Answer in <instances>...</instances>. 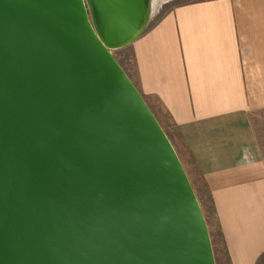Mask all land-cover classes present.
Returning <instances> with one entry per match:
<instances>
[{
    "label": "water",
    "instance_id": "95a60500",
    "mask_svg": "<svg viewBox=\"0 0 264 264\" xmlns=\"http://www.w3.org/2000/svg\"><path fill=\"white\" fill-rule=\"evenodd\" d=\"M153 0H0V264H216L202 206L113 51Z\"/></svg>",
    "mask_w": 264,
    "mask_h": 264
},
{
    "label": "crops",
    "instance_id": "0c3cea01",
    "mask_svg": "<svg viewBox=\"0 0 264 264\" xmlns=\"http://www.w3.org/2000/svg\"><path fill=\"white\" fill-rule=\"evenodd\" d=\"M128 47L130 78L211 205L228 263L260 264L264 157L253 117L264 111V0L181 3Z\"/></svg>",
    "mask_w": 264,
    "mask_h": 264
},
{
    "label": "rangeland",
    "instance_id": "374dc122",
    "mask_svg": "<svg viewBox=\"0 0 264 264\" xmlns=\"http://www.w3.org/2000/svg\"><path fill=\"white\" fill-rule=\"evenodd\" d=\"M153 14L149 25L152 26L158 22L170 9L181 3L189 2L192 0H153ZM114 57L129 75L134 77L133 55L130 47H125L119 50L113 51ZM253 126L258 139V144L264 157V111L258 112L253 117ZM200 199L203 202L202 209L206 217V221L210 227V235L215 252L216 264H229L226 258V254L221 244V237L218 229L216 228V221L212 212L211 205L207 199L200 192ZM260 264H264V258L260 261Z\"/></svg>",
    "mask_w": 264,
    "mask_h": 264
}]
</instances>
